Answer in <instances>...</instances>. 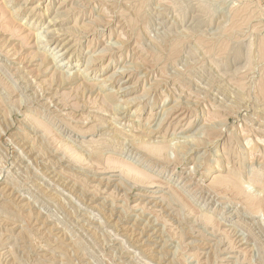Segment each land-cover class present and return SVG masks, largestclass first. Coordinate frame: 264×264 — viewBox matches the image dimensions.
Segmentation results:
<instances>
[{"label":"rangeland","instance_id":"1","mask_svg":"<svg viewBox=\"0 0 264 264\" xmlns=\"http://www.w3.org/2000/svg\"><path fill=\"white\" fill-rule=\"evenodd\" d=\"M241 263L264 0H0V264Z\"/></svg>","mask_w":264,"mask_h":264},{"label":"bare ground","instance_id":"2","mask_svg":"<svg viewBox=\"0 0 264 264\" xmlns=\"http://www.w3.org/2000/svg\"><path fill=\"white\" fill-rule=\"evenodd\" d=\"M42 34H44V33H42ZM45 34H47L48 35V33H45ZM44 34V35H45ZM40 35V34H39ZM41 36V35H40ZM39 37V36H38ZM45 37H47V36H45ZM49 37H50V34H49ZM128 88V87H127ZM126 88V89H127ZM125 88H123L122 90H124ZM120 90V89H119ZM122 90H120V91H122ZM140 159V158H139ZM114 164H117L121 169H122V172L124 171L125 173H127V174H129V176H131V175H135V176H137V177H139V179L141 178H143V179H145V177H148V176H146L145 174H143V172H141L140 170V172L137 170V169H135L134 168V166H130L128 163V165L124 162H115ZM139 164V163H138ZM120 173V172H119ZM121 174V173H120ZM119 175V174H118ZM145 175V176H144ZM121 176V175H120ZM115 177V176H114ZM151 178V177H150ZM106 179V178H105ZM125 179V178H124ZM108 180V179H107ZM106 180V181H107ZM148 180H151V179H149L148 178ZM222 180V179H221ZM225 180V179H224ZM223 181V180H222ZM225 181H227V180H225ZM230 181V180H229ZM232 182H234V180L232 181ZM232 184V183H231ZM235 184V183H234ZM236 184H238L237 182H236ZM237 186H239V184L237 185ZM239 189V192H240V187L238 188ZM159 191V190H158ZM242 193V192H241ZM237 194H240V193H237ZM148 196V195H147ZM249 199V198H248ZM252 203V205H253V201H251ZM256 203V202H255ZM254 206V205H253ZM255 206H257V204H255ZM252 207V206H251ZM258 207V206H257ZM256 207V208H257ZM143 209V208H142ZM256 210V209H255ZM253 211H254V209H253ZM145 212V211H144ZM147 213V212H146ZM155 230V229H154ZM226 246V245H225ZM201 253V252H200ZM194 256V255H193ZM196 257V256H195ZM220 262V261H219ZM242 264V263H241Z\"/></svg>","mask_w":264,"mask_h":264}]
</instances>
